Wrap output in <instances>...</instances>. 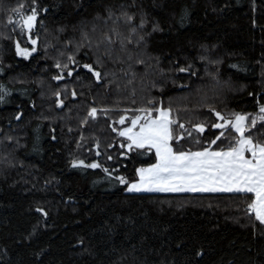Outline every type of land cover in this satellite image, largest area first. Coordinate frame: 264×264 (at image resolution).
I'll return each instance as SVG.
<instances>
[{"label":"trees","instance_id":"trees-1","mask_svg":"<svg viewBox=\"0 0 264 264\" xmlns=\"http://www.w3.org/2000/svg\"><path fill=\"white\" fill-rule=\"evenodd\" d=\"M38 4L48 10L41 11L42 26L34 30L37 51L23 58L15 54L19 33L8 17L17 7L30 9L33 0H0V82L11 90L0 102V264H264V225L247 212L252 194L128 193L125 185L103 180L102 169L71 167L73 158L98 160L116 169L114 177L123 174L131 181L136 168L154 163L153 151L119 156L121 138L112 131V120L124 109L151 106L152 100H163L166 107L171 103L182 121L191 122L189 130L201 120L213 121L209 104L222 112H255L257 101L264 102V0ZM122 6L135 14L136 25L146 21L141 31L131 34L122 16L105 19L109 9L118 15ZM182 6L189 15L181 26ZM113 28L120 39L131 38L126 48L117 41L108 54L104 44L76 53L82 63L104 57L108 75L102 82L87 70L79 79H53L55 60L66 62L59 52L69 40L66 54L75 51L84 32L95 45ZM111 35L117 40L115 32ZM202 54L220 63L201 60ZM177 62L192 63L196 74L175 71ZM55 91H61L63 106L56 104ZM92 107L100 110L94 119L88 115ZM213 132L200 135L207 141ZM174 146L207 145L185 137ZM201 249L203 255L197 256Z\"/></svg>","mask_w":264,"mask_h":264},{"label":"snow or ice","instance_id":"snow-or-ice-1","mask_svg":"<svg viewBox=\"0 0 264 264\" xmlns=\"http://www.w3.org/2000/svg\"><path fill=\"white\" fill-rule=\"evenodd\" d=\"M187 6L179 9L177 23L183 25L189 13ZM47 8L41 10L38 0H33V5L25 11L24 7H17L13 10L12 15L8 17L12 28L19 33L14 39L15 54L18 57L29 58L37 51L39 35L34 31L38 26H42L40 21L41 11L47 12ZM129 24L130 33L136 34L141 31L146 21L141 18L140 24H135V14L126 10L117 13L109 9L106 20L120 17ZM159 25H154L158 28ZM95 30V28L93 29ZM111 32H115L117 40H114ZM23 41L29 46L25 47ZM11 38V37H9ZM144 37L139 36L136 43L142 41ZM117 41L122 48L127 47V42H132L130 37L120 39V33L113 28L109 33L104 35L102 41H97L93 45L88 32H84L82 42L77 41L75 51L66 54V49L73 41L69 40L65 45V51H60L59 56L66 59L55 60V68L58 70L53 79L61 81L65 77H74L79 79V73L87 70L96 81L102 82L108 73L103 71V56L97 55L94 63H82L77 59L76 53L81 48L87 46L89 48H99L101 44L108 49L114 46ZM207 51V50H206ZM201 60H208L209 63L219 64L220 60H212L208 55H201ZM143 63V61H140ZM95 65V66H94ZM194 65L192 63L180 66L177 62L175 71L182 73H190ZM4 72L2 65V57H0V73ZM111 83V81H109ZM68 88L64 85V90ZM11 94V90L2 82H0V102H4L6 97ZM56 104L63 106L64 99L61 91L53 93ZM73 97L77 96L75 89L71 91ZM135 103V101H133ZM151 106L138 108L134 110L124 109L123 114L118 116V120H112V131L121 139L119 141V156L128 157L130 154L143 155L144 152H152L154 150L155 163L147 166H140L135 169L138 179L128 180L121 174L114 177L116 169L101 164L98 160L86 162L82 158H73L71 167L81 169H102L105 174L103 180H114L126 186L128 191H161V192H181V191H226L241 194H254V199L247 204V212L254 213L255 218L264 225V102L257 101V110L253 113H244L238 111L222 112L212 105H207L209 112L214 114L213 121L207 119L198 123L191 124V130L186 128V124L190 121H182L178 112L174 113L171 103L166 107L163 100L158 103L155 100L149 101ZM96 107H92L89 111L90 118H96L98 115ZM105 116H108L109 109L102 110ZM131 112V115H129ZM21 113L17 114L20 119ZM87 121L85 120L84 123ZM127 122V123H126ZM122 126V127H121ZM206 129L214 130L213 139L203 140L200 134H206ZM196 133L194 136L193 133ZM187 137L192 143L207 146L199 147L197 150L191 148L180 150L174 146V142L183 143ZM83 139V137H81ZM13 140L12 136L7 137ZM38 139V135H37ZM55 139V136H53ZM220 144H217V142ZM18 143V141H17ZM212 145H217L212 148ZM97 148V156L99 152V142L95 145ZM113 147V144H108ZM143 150V151H141ZM107 160H115L112 155H107ZM117 164V169L121 167ZM39 213L47 216L48 213L43 207L37 209ZM81 244L83 241L80 242ZM197 256L203 255V249L196 253Z\"/></svg>","mask_w":264,"mask_h":264},{"label":"rangeland","instance_id":"rangeland-1","mask_svg":"<svg viewBox=\"0 0 264 264\" xmlns=\"http://www.w3.org/2000/svg\"><path fill=\"white\" fill-rule=\"evenodd\" d=\"M154 153V150H153ZM155 163V161H154ZM138 179V176L136 174V177L133 179ZM126 192L128 193H235V192H226V191H196V192H192V191H181V192H161V191H147V190H140V191H128L126 188ZM253 195V199H254V194Z\"/></svg>","mask_w":264,"mask_h":264}]
</instances>
